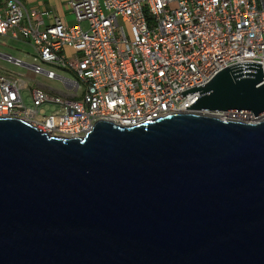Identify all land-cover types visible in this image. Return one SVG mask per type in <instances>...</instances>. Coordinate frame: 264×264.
<instances>
[{
  "label": "water",
  "instance_id": "95a60500",
  "mask_svg": "<svg viewBox=\"0 0 264 264\" xmlns=\"http://www.w3.org/2000/svg\"><path fill=\"white\" fill-rule=\"evenodd\" d=\"M199 90L193 112L83 137L0 118V264H264L262 64Z\"/></svg>",
  "mask_w": 264,
  "mask_h": 264
},
{
  "label": "built area",
  "instance_id": "2783aa9c",
  "mask_svg": "<svg viewBox=\"0 0 264 264\" xmlns=\"http://www.w3.org/2000/svg\"><path fill=\"white\" fill-rule=\"evenodd\" d=\"M67 5L76 24L58 18L42 29L47 11L34 13L33 20L20 0H0V35L29 40L37 59L50 65L4 54L31 74L0 75V118L24 119L55 137H83L100 120L130 126L193 112L186 106L201 90L182 92L204 88L234 63H261L264 72V0H67ZM66 47L75 54L67 55ZM38 74L62 84L63 91L50 95L35 82L29 107L22 90ZM48 102L59 109L39 120ZM217 115L242 121L252 113Z\"/></svg>",
  "mask_w": 264,
  "mask_h": 264
},
{
  "label": "rangeland",
  "instance_id": "374dc122",
  "mask_svg": "<svg viewBox=\"0 0 264 264\" xmlns=\"http://www.w3.org/2000/svg\"><path fill=\"white\" fill-rule=\"evenodd\" d=\"M119 20H120L121 24L124 25L125 29L127 31H129V25L123 24L121 17H119ZM83 24L85 27H87L86 22ZM5 48H9L8 50H6L7 51L6 54H9V55L13 56L14 58H19L24 63L39 64L42 67H50L49 64L42 62L40 59H37L38 54H37L36 48L31 42L11 40L8 44V47H5ZM0 52L5 54V52H2V51H0ZM66 54L69 56H72L75 53H73V50L71 48H67ZM0 69H2V70L6 69L9 72H17L25 78L31 74L30 70L26 66H19L18 67L16 65H14L13 63L8 62L4 58H0ZM61 72H63L66 75H69L70 77H73L71 72H68V71H61ZM35 82L40 84V85L51 86V87H53L59 91H63L62 84H60L57 81L48 80L43 75L38 74L35 77V80L34 79L29 80L28 87L26 89L22 90V94H23V97L25 99V103L29 107L32 105V100L29 97L30 92H31L30 88L33 87L34 85H36ZM48 93L49 94H55V91H53L49 88ZM58 109H59L58 105H56L54 103H50V102L45 103L44 106L42 107L41 115L38 117V119L43 120L45 118L44 115H49L50 113H52ZM260 119H261V117L256 118L252 114V115H249L246 118L242 119V121L257 122Z\"/></svg>",
  "mask_w": 264,
  "mask_h": 264
},
{
  "label": "crops",
  "instance_id": "0c3cea01",
  "mask_svg": "<svg viewBox=\"0 0 264 264\" xmlns=\"http://www.w3.org/2000/svg\"><path fill=\"white\" fill-rule=\"evenodd\" d=\"M20 1L22 2V4L25 7V9H26L25 11L29 13V16L32 17L33 20L35 19V15H37L41 12H44V11L48 12V14H45L42 17V19L44 21V24L40 26L42 29L48 25L54 24L56 22V19H58V18H60L65 24H67L69 26L77 23V20L75 19V16H74V13L72 12V10L67 5V0H20ZM34 13H36V14L34 15ZM11 40L29 42V40L21 37L20 35L18 38H12L10 36H1L0 35V51L5 52V54H6L7 53L6 50H8L9 48H5V47H8V44ZM67 48H69V47H66L65 50ZM0 58H4L5 60H7L4 56V53H1V52H0ZM8 62H10V61H8ZM10 63H12V62H10ZM14 65H16V64H14ZM16 66H18V65H16ZM54 69L57 70L60 74H64L61 71H65V70H62L60 67H54ZM0 75L7 76V77H12V76L16 77L20 74L17 72H9L6 69H4V70L0 69ZM52 81H54V80H52ZM28 85H29V83H28ZM46 87L49 90V87L48 86H46ZM50 89L55 91V94H50V95H58L60 92L59 90H54L52 88H50Z\"/></svg>",
  "mask_w": 264,
  "mask_h": 264
},
{
  "label": "bare ground",
  "instance_id": "6f19581e",
  "mask_svg": "<svg viewBox=\"0 0 264 264\" xmlns=\"http://www.w3.org/2000/svg\"><path fill=\"white\" fill-rule=\"evenodd\" d=\"M262 118V117H261Z\"/></svg>",
  "mask_w": 264,
  "mask_h": 264
}]
</instances>
